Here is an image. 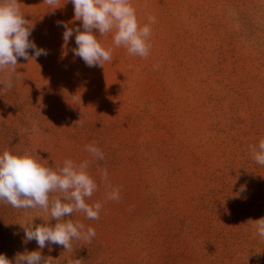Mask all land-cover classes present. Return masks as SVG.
Segmentation results:
<instances>
[{
	"label": "rangeland",
	"instance_id": "rangeland-1",
	"mask_svg": "<svg viewBox=\"0 0 264 264\" xmlns=\"http://www.w3.org/2000/svg\"><path fill=\"white\" fill-rule=\"evenodd\" d=\"M19 3L34 25L29 39L48 55L18 58L13 88L0 84V154L29 151L53 169L92 161L98 188L86 202L103 206L98 220L65 218L96 232L69 252L23 242L20 224L47 212L0 202V254L39 251L52 264H264L254 228L264 217V166L249 147L264 138V0H132L141 27L156 18L150 54L130 56L94 30L112 48L103 68L74 56L75 34L62 47L57 22L83 30L70 0L54 14L44 0ZM93 143L103 160L84 150ZM112 188L118 201L106 198ZM43 223L36 217L33 227Z\"/></svg>",
	"mask_w": 264,
	"mask_h": 264
},
{
	"label": "clouds",
	"instance_id": "clouds-1",
	"mask_svg": "<svg viewBox=\"0 0 264 264\" xmlns=\"http://www.w3.org/2000/svg\"><path fill=\"white\" fill-rule=\"evenodd\" d=\"M48 10L53 14L57 8L68 3L69 0H44ZM74 6V20L81 21L82 29L69 27L68 23L57 22L63 27V45L67 48L70 38L75 34L77 47L71 49L74 56L83 60L88 67H104L105 62H112V48H105L98 41L94 30L103 37L112 34L115 47L123 46L130 56L147 58L150 54L151 25L156 23L154 16H148V22L140 26L132 0H70ZM34 25L25 19L21 11L19 0H0V77L3 88H13L12 76L17 69L18 58L28 60L30 57L47 56L43 48H38L30 40ZM29 50L33 55L29 56ZM67 52H64L66 55ZM252 157L256 164L264 166V138L257 145H250ZM87 151L95 160H103V151L95 144L85 145ZM90 160L76 163L72 159H65L62 167L53 169L43 163L31 152H12L8 149L0 154V202L15 209H42L48 213L47 217L33 214L30 221L20 224L24 228L26 244L35 240L39 249L50 245L63 246L65 251H73V242L83 241L90 244L96 236L95 229L86 227L80 221L65 219L73 213H83L88 220H98L102 209L101 202L92 204L91 199L97 191L98 185L88 172ZM102 179L107 182L108 173L101 172ZM108 187L111 188L110 183ZM246 190L241 185L240 191ZM52 193H59L51 196ZM108 200H119L120 190L112 188L107 193ZM42 217L43 224L33 227V220ZM57 222L54 226L48 224L49 218ZM257 234L264 238V217L254 221ZM0 264H52L49 258L43 257L39 251L17 253L14 260H9L0 254ZM66 264H81L80 259L67 258Z\"/></svg>",
	"mask_w": 264,
	"mask_h": 264
}]
</instances>
